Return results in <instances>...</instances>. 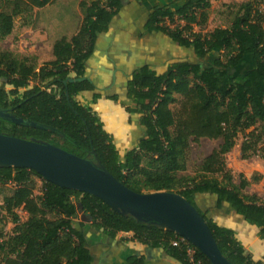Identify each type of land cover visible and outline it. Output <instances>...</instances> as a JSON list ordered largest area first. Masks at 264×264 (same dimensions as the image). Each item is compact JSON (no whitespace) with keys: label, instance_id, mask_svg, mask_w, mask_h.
<instances>
[{"label":"trees","instance_id":"trees-1","mask_svg":"<svg viewBox=\"0 0 264 264\" xmlns=\"http://www.w3.org/2000/svg\"><path fill=\"white\" fill-rule=\"evenodd\" d=\"M0 1L4 4L0 7V41L12 35L16 17L24 12L23 6L27 10L41 9L54 3ZM132 1L147 4L151 0ZM80 5L83 22L78 33L54 42L55 60L49 66L38 70L34 57L0 51V109L24 119V124L19 125L0 118V132L47 142L94 163L100 161L119 182L137 193H177L199 210L230 262L264 264V257L260 261L253 259L235 230L215 221V217L221 216L245 222L256 227L259 239L264 241V201L246 192L263 176L248 180L241 175L236 183L226 164V156L241 135L243 159H264L261 2L238 5L229 28H218L206 35L194 28L207 25L212 0H185L180 6L173 2L151 7L146 31L168 37L203 63L178 62L163 72L142 67L127 82L123 97H108L119 102L129 115L140 116L143 139L124 156L95 111L102 94L87 78V64L97 41L101 34L110 31L123 10L124 0H84ZM176 18L185 22L182 29L173 30L164 24ZM246 58H252L256 66L240 79L237 69ZM32 83L36 85L32 87ZM87 95L92 97L91 105L79 99ZM203 138L222 143L203 161L197 176H181L188 170L192 145ZM35 178L43 181L40 198L35 196ZM9 185L14 189L11 195L3 197L0 212V264H93L95 258L83 230L75 226L80 211L89 217L97 232L113 240L120 233H133L137 242L164 250L180 264H189L186 248L171 246L176 234L123 216L96 196L46 182L33 170L0 167V188ZM209 195L214 200L210 206L204 202ZM19 209L28 215L25 222L21 221ZM8 223L14 225L11 234L5 232ZM197 255L202 264H211L199 251ZM143 261L136 258L132 264Z\"/></svg>","mask_w":264,"mask_h":264},{"label":"crops","instance_id":"crops-1","mask_svg":"<svg viewBox=\"0 0 264 264\" xmlns=\"http://www.w3.org/2000/svg\"><path fill=\"white\" fill-rule=\"evenodd\" d=\"M152 3L148 7L146 4L124 0L123 10L113 21L110 31L100 35L95 52L87 64V75L98 88V93L102 94L95 111L104 123L105 131L113 136L122 156L137 147L143 139L140 116L134 113L129 115L119 102L108 97H123L127 82L142 67L148 66L151 70L163 72L175 63L193 60L190 50L179 47L162 34L146 31L151 7L171 4L170 1L166 4L165 0H153ZM79 99L91 105L90 95L80 96ZM129 119H132L131 123ZM215 221L220 226L235 230L243 245L251 241L252 245L247 251L255 261L263 259L264 241L259 239L256 227L221 216L215 217ZM90 223L89 217L79 212L75 226L83 230L95 258L93 264H132L136 258H143V264H180L167 256L164 250L152 249L137 242L133 233H120L113 240L97 232ZM245 230L255 235L253 241L252 238L247 239Z\"/></svg>","mask_w":264,"mask_h":264},{"label":"water","instance_id":"water-1","mask_svg":"<svg viewBox=\"0 0 264 264\" xmlns=\"http://www.w3.org/2000/svg\"><path fill=\"white\" fill-rule=\"evenodd\" d=\"M76 81L79 80L70 79ZM0 118L24 124L23 118L8 110L0 109ZM27 125L46 128L37 123ZM0 167L33 170L46 182L96 196L123 216L185 238L211 264H233L221 252L199 210L177 193H137L119 182L100 161L94 163L47 142L19 139L1 132Z\"/></svg>","mask_w":264,"mask_h":264},{"label":"rangeland","instance_id":"rangeland-1","mask_svg":"<svg viewBox=\"0 0 264 264\" xmlns=\"http://www.w3.org/2000/svg\"><path fill=\"white\" fill-rule=\"evenodd\" d=\"M3 1V0H2ZM84 0H54V3L45 8H32L27 10L26 6H23L24 12L18 15L15 19V28L8 38L0 41V51H10L19 57H34L38 64V70L45 66H49L54 60L53 45L54 42L66 36L72 38L79 31V28L83 22V12L81 9V3ZM88 2L90 0H87ZM175 2L176 6H180L185 0H165L166 4ZM254 0H212V8L209 11V21L203 28L195 27V32L202 33L203 35L213 32L215 29L229 28L232 24V18L234 12L237 10V6ZM257 1V0H256ZM261 2L260 10L264 14V0H258ZM153 0L148 2V7L153 5ZM4 5L0 1V7ZM13 4L9 6V10L13 7ZM4 8V7H3ZM1 11V8H0ZM166 26L171 29H182L185 22L179 18H176L174 22L166 20L164 22ZM193 61L196 63H203L193 56ZM256 63L252 58H246L239 68L237 69V76L242 79L246 72L253 69ZM39 84V83H37ZM36 83H32L31 86H35ZM40 85V84H39ZM42 87L44 85H41ZM10 90V87H8ZM244 141V136L241 135L236 142L235 148L226 156V164L228 170L232 173L235 182H240V177L243 175L248 180H252L255 176L262 175L263 178L257 183H253L248 189L247 193L250 195H257L264 201V159L254 157L248 160L243 159L241 153V146ZM222 140H210L203 138L200 142L194 143L189 153L188 158V170L180 173L181 176H197L199 168L203 161L216 150ZM36 190L35 196L40 198L42 196L43 181L35 178ZM13 185H9L0 188V212L3 205V197L11 195ZM208 206L214 204L213 198L209 195L205 197L204 201ZM18 214L22 222L28 219L27 213L24 209H19ZM81 213V211H80ZM14 225L8 223L5 227V232L11 234ZM246 231V230H245ZM247 239H255V235L250 231H246ZM123 237H126L123 235ZM251 245L245 243L244 247L248 250ZM2 256L0 255V262Z\"/></svg>","mask_w":264,"mask_h":264},{"label":"built area","instance_id":"built-area-1","mask_svg":"<svg viewBox=\"0 0 264 264\" xmlns=\"http://www.w3.org/2000/svg\"><path fill=\"white\" fill-rule=\"evenodd\" d=\"M171 246L176 248H186L187 260L189 264H202L198 259V250L194 248L185 238L177 236L171 241Z\"/></svg>","mask_w":264,"mask_h":264},{"label":"bare ground","instance_id":"bare-ground-1","mask_svg":"<svg viewBox=\"0 0 264 264\" xmlns=\"http://www.w3.org/2000/svg\"><path fill=\"white\" fill-rule=\"evenodd\" d=\"M242 236H244V235H242ZM249 240V239H248ZM252 245V244H251Z\"/></svg>","mask_w":264,"mask_h":264}]
</instances>
